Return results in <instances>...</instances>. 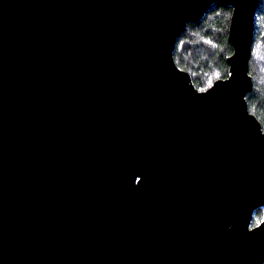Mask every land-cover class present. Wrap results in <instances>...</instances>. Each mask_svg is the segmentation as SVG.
<instances>
[{"label":"water","instance_id":"water-1","mask_svg":"<svg viewBox=\"0 0 264 264\" xmlns=\"http://www.w3.org/2000/svg\"><path fill=\"white\" fill-rule=\"evenodd\" d=\"M261 0H0V264H264ZM232 7L228 74L174 57Z\"/></svg>","mask_w":264,"mask_h":264},{"label":"trees","instance_id":"trees-1","mask_svg":"<svg viewBox=\"0 0 264 264\" xmlns=\"http://www.w3.org/2000/svg\"><path fill=\"white\" fill-rule=\"evenodd\" d=\"M231 15V6L214 2L206 15L200 21L190 23L178 39L175 60L191 73L199 89L208 88L215 79L228 74L227 57L233 51L228 39ZM249 72L254 81V87L247 95L249 109L264 129V0L260 1L256 18ZM263 214L264 208L256 210L254 222H258Z\"/></svg>","mask_w":264,"mask_h":264},{"label":"flooded vegetation","instance_id":"flooded-vegetation-1","mask_svg":"<svg viewBox=\"0 0 264 264\" xmlns=\"http://www.w3.org/2000/svg\"><path fill=\"white\" fill-rule=\"evenodd\" d=\"M260 209L261 208H264V206L263 207H259ZM259 208L258 209H256V210H259ZM256 210H255V212H256ZM255 212H254V214H255ZM264 218V214L262 215V217H261V219L258 221V222H254V216H253V219H252V222H251V226H255V225H257L259 222H261V220Z\"/></svg>","mask_w":264,"mask_h":264}]
</instances>
